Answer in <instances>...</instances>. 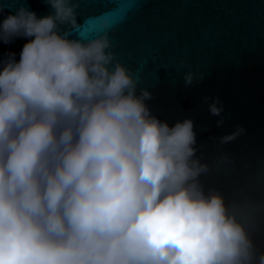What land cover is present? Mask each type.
<instances>
[{
	"label": "clouds",
	"instance_id": "9594fccd",
	"mask_svg": "<svg viewBox=\"0 0 264 264\" xmlns=\"http://www.w3.org/2000/svg\"><path fill=\"white\" fill-rule=\"evenodd\" d=\"M15 2L0 42L28 39L0 60V264H264V166L202 162L193 121L149 109L106 16L73 38L79 0H45L43 17Z\"/></svg>",
	"mask_w": 264,
	"mask_h": 264
},
{
	"label": "water",
	"instance_id": "95a60500",
	"mask_svg": "<svg viewBox=\"0 0 264 264\" xmlns=\"http://www.w3.org/2000/svg\"><path fill=\"white\" fill-rule=\"evenodd\" d=\"M0 3V21L18 7L15 0ZM24 3L38 17L52 12L45 0ZM76 11L80 30L73 38L94 37L106 16L112 50L152 93L149 109L169 125L190 118L202 162L214 164L227 153L240 173L264 166V0H79ZM27 39L0 42V60L13 52L18 61ZM189 71L203 78L187 85ZM214 102L219 115L210 112ZM237 127L244 132L221 144Z\"/></svg>",
	"mask_w": 264,
	"mask_h": 264
},
{
	"label": "flooded vegetation",
	"instance_id": "af4514ba",
	"mask_svg": "<svg viewBox=\"0 0 264 264\" xmlns=\"http://www.w3.org/2000/svg\"><path fill=\"white\" fill-rule=\"evenodd\" d=\"M256 240H257L258 247L264 248V235H258L256 237Z\"/></svg>",
	"mask_w": 264,
	"mask_h": 264
}]
</instances>
